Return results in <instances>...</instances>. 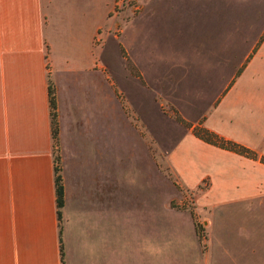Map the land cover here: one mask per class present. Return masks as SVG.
Wrapping results in <instances>:
<instances>
[{
    "label": "crops",
    "instance_id": "crops-1",
    "mask_svg": "<svg viewBox=\"0 0 264 264\" xmlns=\"http://www.w3.org/2000/svg\"><path fill=\"white\" fill-rule=\"evenodd\" d=\"M136 1L0 0V264H168L161 179L203 186L196 204L211 211L264 204L263 163L192 133L264 156V26L241 53L215 2ZM129 162L144 177L130 200Z\"/></svg>",
    "mask_w": 264,
    "mask_h": 264
},
{
    "label": "rangeland",
    "instance_id": "rangeland-1",
    "mask_svg": "<svg viewBox=\"0 0 264 264\" xmlns=\"http://www.w3.org/2000/svg\"><path fill=\"white\" fill-rule=\"evenodd\" d=\"M207 1L221 5L224 13L234 15L241 35V53L245 46L250 45L252 38L260 36L264 26V0ZM127 7L135 11L137 1L114 0L115 12ZM227 22L222 20V29L230 32L232 25ZM160 30L163 34L164 27ZM161 43L164 44V41ZM124 166L128 170L130 200L132 195L139 194L144 177L139 165H133L136 166L133 169L129 162L120 168ZM202 187L178 193L169 182L160 180L158 218L161 260L166 258L168 264H264V204L211 211L196 204Z\"/></svg>",
    "mask_w": 264,
    "mask_h": 264
},
{
    "label": "trees",
    "instance_id": "trees-1",
    "mask_svg": "<svg viewBox=\"0 0 264 264\" xmlns=\"http://www.w3.org/2000/svg\"><path fill=\"white\" fill-rule=\"evenodd\" d=\"M48 102H49V117H50V131H51V137L53 142V148L56 150L57 148V131H58V125L56 120V106H55V98H54V92L52 86L48 85ZM171 113L175 120L182 123L183 125L190 127L191 124L184 121L178 113L171 109ZM192 133L199 138L200 140L209 143L211 145L217 146L222 149H226L232 152H235L239 155H243L248 158L252 159H258L261 163L264 164V156L257 155L253 150L228 139H225L216 133L200 126V125H194L192 126ZM54 185H55V200H56V207H57V216L59 217V208L62 205L63 201V188H62V182H61V176L59 174V165H58V155H54ZM59 251H60V259L62 263V246L59 244Z\"/></svg>",
    "mask_w": 264,
    "mask_h": 264
},
{
    "label": "built area",
    "instance_id": "built-area-1",
    "mask_svg": "<svg viewBox=\"0 0 264 264\" xmlns=\"http://www.w3.org/2000/svg\"><path fill=\"white\" fill-rule=\"evenodd\" d=\"M121 1V0H120ZM123 2V1H122Z\"/></svg>",
    "mask_w": 264,
    "mask_h": 264
}]
</instances>
